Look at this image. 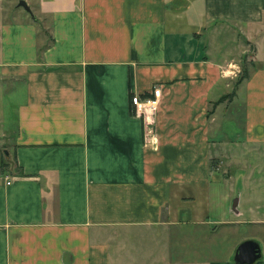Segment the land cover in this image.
Masks as SVG:
<instances>
[{
    "label": "crops",
    "instance_id": "obj_1",
    "mask_svg": "<svg viewBox=\"0 0 264 264\" xmlns=\"http://www.w3.org/2000/svg\"><path fill=\"white\" fill-rule=\"evenodd\" d=\"M39 4L48 38L34 13L0 25V264H233L247 239L264 264L256 46L229 77L264 31V0ZM154 87L157 109L137 113L131 97Z\"/></svg>",
    "mask_w": 264,
    "mask_h": 264
},
{
    "label": "rangeland",
    "instance_id": "obj_2",
    "mask_svg": "<svg viewBox=\"0 0 264 264\" xmlns=\"http://www.w3.org/2000/svg\"><path fill=\"white\" fill-rule=\"evenodd\" d=\"M26 2L30 5L33 13L35 15H38L41 17V19H45L44 22H40V25L38 26L39 30L41 31V36L44 34V32L42 31L45 30L47 32V38H48V20H47V15L46 12H42L40 4H39V0H26ZM18 0H0V25L4 22H10V21H16L19 20L21 18V16H25V15H30L31 14L25 10L21 5H18ZM26 17V16H25ZM33 17V16H32ZM254 34V36H252L251 41H253L255 43L256 49L259 51V55L261 56V60H264V31L260 32L257 31L256 29H253L251 31V34ZM46 34V33H45ZM223 38H224V34H218V36L215 38L216 40V44L217 45H222L223 44ZM235 49H237L238 43H235ZM250 44H246V48L249 54H245L244 55V60L242 57H240V60H235L234 63L230 64L232 66H230V68L233 70V72L229 73V77H231L232 75L234 76V80L230 82V86L232 85V89H233V85L235 86L236 80L238 79V77L244 73L245 69H248L250 67L249 63L251 61V55H252V49ZM243 56V55H242ZM242 58V59H241ZM244 61V64H243ZM230 89V91L232 90ZM230 91L224 93L227 94ZM226 98V97H224ZM223 99V98H222ZM227 98L223 99V103L227 102ZM210 108H214V105L211 104ZM211 113V112H210ZM224 114L220 115L219 118H214L216 121V125H215V129L217 128V130L219 131L220 134H216V136H220V138L222 137V139H226L227 138V132L225 130V128L222 127V124H225V119L223 118ZM214 119L212 120V123L214 122ZM215 134V133H214ZM215 136V135H214ZM220 147L217 148L214 152H212V157H211V161H212V166H216V164H218L219 166V172L225 174L226 173V165L225 162L222 161H228L230 160L227 157V152H229L228 150H226L225 145L223 146V143L219 145ZM246 154V153H245ZM243 154V157L244 155ZM242 157V154L239 153L237 155V161H244ZM246 157H248L251 160V157L249 154H246ZM233 161V160H230Z\"/></svg>",
    "mask_w": 264,
    "mask_h": 264
},
{
    "label": "water",
    "instance_id": "obj_3",
    "mask_svg": "<svg viewBox=\"0 0 264 264\" xmlns=\"http://www.w3.org/2000/svg\"><path fill=\"white\" fill-rule=\"evenodd\" d=\"M17 4L21 5L25 10H27L31 16H34L33 11L26 0H18ZM48 68L52 69L54 67ZM261 257L262 253L259 243L253 239H247L240 242L236 246L232 260L233 264H253Z\"/></svg>",
    "mask_w": 264,
    "mask_h": 264
},
{
    "label": "built area",
    "instance_id": "obj_4",
    "mask_svg": "<svg viewBox=\"0 0 264 264\" xmlns=\"http://www.w3.org/2000/svg\"><path fill=\"white\" fill-rule=\"evenodd\" d=\"M153 95H148L144 97H139L138 95H133L131 97V101L134 104L135 111L137 113H151L158 107L159 103V94H160V88L154 87L152 91ZM10 181L7 180V183Z\"/></svg>",
    "mask_w": 264,
    "mask_h": 264
},
{
    "label": "trees",
    "instance_id": "obj_5",
    "mask_svg": "<svg viewBox=\"0 0 264 264\" xmlns=\"http://www.w3.org/2000/svg\"><path fill=\"white\" fill-rule=\"evenodd\" d=\"M250 45H251V49L253 50V51H255L256 49H255V45H254V43H250ZM252 51V55H254L255 54V52H253ZM247 55V54H246ZM245 55V56H246ZM251 60H252V58H251ZM247 75V70H245L244 71V73H242L239 77H238V79L236 80V83L237 82H239L244 76H246ZM235 93V91L234 90H232V91H230L229 93H227V94H225L224 96L225 97H227V96H232L233 94ZM223 98V96L222 97H220V99H218V101H216V102H219L221 99ZM14 161H15V159H14ZM14 163H16V161L14 162ZM17 164V163H16ZM16 164H15V166H16ZM9 166V161H5V160H1V169L2 170H4V169H6V167H8Z\"/></svg>",
    "mask_w": 264,
    "mask_h": 264
}]
</instances>
